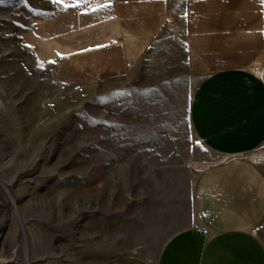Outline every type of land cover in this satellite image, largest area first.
<instances>
[{
    "label": "rangeland",
    "instance_id": "1",
    "mask_svg": "<svg viewBox=\"0 0 264 264\" xmlns=\"http://www.w3.org/2000/svg\"><path fill=\"white\" fill-rule=\"evenodd\" d=\"M68 10L0 0V264L153 259L167 221L189 219L190 172L210 158L188 125L187 86L61 81L58 62L20 43L18 19Z\"/></svg>",
    "mask_w": 264,
    "mask_h": 264
},
{
    "label": "crops",
    "instance_id": "2",
    "mask_svg": "<svg viewBox=\"0 0 264 264\" xmlns=\"http://www.w3.org/2000/svg\"><path fill=\"white\" fill-rule=\"evenodd\" d=\"M49 1L69 10L18 19L34 59L58 62L61 81L187 86L188 125L210 156L190 172L189 219L167 221L155 258L99 264H264V2Z\"/></svg>",
    "mask_w": 264,
    "mask_h": 264
},
{
    "label": "snow or ice",
    "instance_id": "3",
    "mask_svg": "<svg viewBox=\"0 0 264 264\" xmlns=\"http://www.w3.org/2000/svg\"><path fill=\"white\" fill-rule=\"evenodd\" d=\"M53 2L61 4V5L65 6V7H68V6L78 7L79 4L82 2V0H75V3H73L72 5L65 4V0H53ZM262 2H264V0H262ZM104 6H107V5H104Z\"/></svg>",
    "mask_w": 264,
    "mask_h": 264
},
{
    "label": "water",
    "instance_id": "4",
    "mask_svg": "<svg viewBox=\"0 0 264 264\" xmlns=\"http://www.w3.org/2000/svg\"><path fill=\"white\" fill-rule=\"evenodd\" d=\"M262 79H263V81H264V70H263V73H262ZM264 83V82H263Z\"/></svg>",
    "mask_w": 264,
    "mask_h": 264
},
{
    "label": "bare ground",
    "instance_id": "5",
    "mask_svg": "<svg viewBox=\"0 0 264 264\" xmlns=\"http://www.w3.org/2000/svg\"><path fill=\"white\" fill-rule=\"evenodd\" d=\"M262 77V75H260ZM262 157V156H261Z\"/></svg>",
    "mask_w": 264,
    "mask_h": 264
}]
</instances>
